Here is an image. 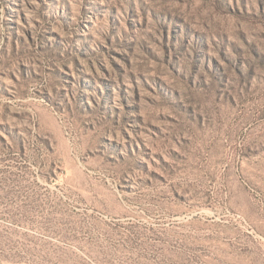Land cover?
Instances as JSON below:
<instances>
[{
  "label": "rangeland",
  "instance_id": "374dc122",
  "mask_svg": "<svg viewBox=\"0 0 264 264\" xmlns=\"http://www.w3.org/2000/svg\"><path fill=\"white\" fill-rule=\"evenodd\" d=\"M0 264H264V0H0Z\"/></svg>",
  "mask_w": 264,
  "mask_h": 264
}]
</instances>
